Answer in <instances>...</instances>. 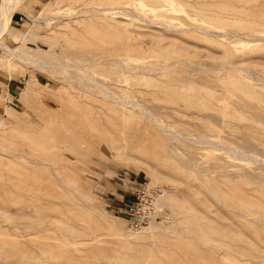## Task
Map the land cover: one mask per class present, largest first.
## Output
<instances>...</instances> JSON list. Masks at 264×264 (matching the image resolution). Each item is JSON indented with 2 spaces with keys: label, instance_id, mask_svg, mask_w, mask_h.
Segmentation results:
<instances>
[{
  "label": "rangeland",
  "instance_id": "1",
  "mask_svg": "<svg viewBox=\"0 0 264 264\" xmlns=\"http://www.w3.org/2000/svg\"><path fill=\"white\" fill-rule=\"evenodd\" d=\"M13 16L0 264H264V0H22ZM125 189L156 217L137 223Z\"/></svg>",
  "mask_w": 264,
  "mask_h": 264
},
{
  "label": "built area",
  "instance_id": "2",
  "mask_svg": "<svg viewBox=\"0 0 264 264\" xmlns=\"http://www.w3.org/2000/svg\"><path fill=\"white\" fill-rule=\"evenodd\" d=\"M141 190L136 189V199H130L127 202L129 215L139 224L148 222L150 219L156 217L157 213L153 199L145 197L144 192L141 194Z\"/></svg>",
  "mask_w": 264,
  "mask_h": 264
},
{
  "label": "bare ground",
  "instance_id": "3",
  "mask_svg": "<svg viewBox=\"0 0 264 264\" xmlns=\"http://www.w3.org/2000/svg\"><path fill=\"white\" fill-rule=\"evenodd\" d=\"M2 2V4L0 5V47H6L7 49L9 48L6 44L5 37L6 35L10 32L11 30V24H13V22L15 21L14 19V13H16L17 11V7L19 6V4L22 3V0H2L0 1V3ZM33 33V32H32ZM33 35V34H30ZM37 36V35H35ZM12 49V48H9ZM9 51V50H8ZM107 57V56H106ZM19 60V59H18ZM45 62V61H44ZM76 64V63H75ZM46 66V65H44ZM142 106V105H141ZM146 113V112H145ZM151 117V116H150ZM153 122V121H152ZM46 128V126H45ZM43 129V128H42ZM46 131V130H45ZM68 133V132H67ZM68 135V134H67ZM43 136H45V134H43ZM74 136V135H73ZM78 138V137H77ZM76 138V139H77ZM46 139V138H44ZM79 141V138L78 140ZM84 142V141H83ZM217 142V141H215ZM80 143V142H79ZM73 144V143H72ZM75 145V144H74ZM90 145V144H89ZM206 145V144H205ZM214 145V144H213ZM92 146V145H91ZM81 147V146H80ZM92 146V150H93ZM82 148V147H81ZM97 148V147H96ZM95 148V149H96ZM94 149V150H95ZM93 150V151H94ZM87 156V155H85ZM77 193V192H76ZM79 195V194H78ZM163 197V196H162ZM163 200H160V202Z\"/></svg>",
  "mask_w": 264,
  "mask_h": 264
},
{
  "label": "crops",
  "instance_id": "4",
  "mask_svg": "<svg viewBox=\"0 0 264 264\" xmlns=\"http://www.w3.org/2000/svg\"><path fill=\"white\" fill-rule=\"evenodd\" d=\"M6 88H7V90H9V91L12 90V92H15V93H16V91H15L16 86H15L14 82H12V79H10V80L8 81V83L6 84ZM128 180L134 182V180L131 179V178H128ZM130 190H131V189H130ZM128 191H129V189H125V192L122 194V199H124L123 202H125V198H126L125 196H127L126 194L128 193ZM130 199H132V198L127 197V198H126V201H127V200H130ZM113 200H114V199H113ZM114 201H116V202H114L115 204H116L117 202H119V200H117V199H115ZM121 202H122V201H120V203H121Z\"/></svg>",
  "mask_w": 264,
  "mask_h": 264
}]
</instances>
